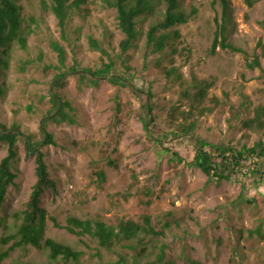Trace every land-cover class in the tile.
<instances>
[{
	"label": "rangeland",
	"instance_id": "obj_1",
	"mask_svg": "<svg viewBox=\"0 0 264 264\" xmlns=\"http://www.w3.org/2000/svg\"><path fill=\"white\" fill-rule=\"evenodd\" d=\"M227 1L228 40L245 49L249 59L257 54L264 69V0L252 4L247 0ZM20 3L31 30L25 48L13 42L9 66L0 76L6 89L0 96V122L10 125L16 121L22 130L41 138L40 124L52 109V92L69 99L71 108L67 111L74 119L46 121L56 142L41 148L56 182L55 190L47 188L41 195L48 215L56 216L62 224L68 215L100 217L116 223L119 219H140L147 213L153 221L159 219L160 227L164 211L171 209L182 219L157 241L167 245L161 264H264V237L247 231L259 224L264 231V184L249 185L246 195L250 203L235 201L241 190L240 180L207 182V175L188 162L194 152L189 140L169 143L183 157L179 160L149 136L141 117L142 98L129 85L108 77L92 84L80 76L83 68H98L112 56L121 74L136 86H142L144 80L149 82L154 115L161 121L173 116L181 120L186 114L189 104L181 89L194 74L210 82L203 102L207 109L195 120V134L238 147L264 140V126L257 129L242 124V118L252 115L256 105L264 106L260 68L248 67L246 56L239 51L217 46L210 52L214 31L222 21L221 0H180L183 9L194 6L196 12L186 22L171 27L179 31L172 40L174 51L169 45L165 52L147 47L151 17L141 19L137 24L141 32L123 54L125 61L116 57L124 33L117 25L114 6L103 0H88L79 8L73 7L61 32L56 16L43 7L41 0ZM90 37L96 38L106 53L94 48ZM53 40L65 49L64 63L51 45ZM164 66H175V74L179 72L181 77L167 76ZM61 72L60 83L52 86L53 78ZM243 100L247 105H242ZM175 106L178 109L173 114ZM17 143L18 175L0 209V216L5 218L0 238L16 230L20 218L14 214L24 208L36 180L33 155L25 154L23 139ZM5 153L6 144L0 142V158ZM97 169L106 173L103 182L96 181ZM145 188H149V194ZM46 224L45 235L83 250L76 264H132V253L126 246L107 250L88 235L56 226L49 217ZM12 242L0 243V248H8ZM120 252L126 254L127 261L120 259ZM2 262L47 264L50 259L46 250L28 244L10 249Z\"/></svg>",
	"mask_w": 264,
	"mask_h": 264
},
{
	"label": "trees",
	"instance_id": "obj_2",
	"mask_svg": "<svg viewBox=\"0 0 264 264\" xmlns=\"http://www.w3.org/2000/svg\"><path fill=\"white\" fill-rule=\"evenodd\" d=\"M87 1L50 0V2H46L41 0L43 7L50 8L56 16L61 32L65 29L70 9L79 8L81 4ZM103 1L116 8L117 25L124 33V37L120 40L121 52L116 56L122 57V61H125L123 54L134 44L141 32V28L137 26L141 19L151 17L146 31L147 47L152 46V51L155 52H165V48L169 45L170 49L174 51L175 47L172 40L179 36V31L177 29L171 30V27L177 23L186 22L196 12L194 6L188 11L183 9L180 0ZM247 1L252 4L256 0ZM221 3L222 21L218 22L214 31L210 52H213L217 46L242 52L246 56L247 66L251 68L258 66L261 71L260 74L264 76V69L260 66L258 55L255 54L249 59L245 49L228 40L225 24L228 16V1L221 0ZM22 9L20 0H0V76L9 66L13 42H17L22 48L26 47L27 35L31 27L28 23L26 24ZM107 38L109 39L108 36ZM51 43L54 50L57 51L60 62L64 63L66 55L64 47L58 40H53ZM90 43L94 48L106 53V49L96 38L90 37ZM258 43L260 44V41ZM157 63L159 62L157 61ZM126 67L129 66L126 65ZM163 69L167 76H171L177 71L175 66H164ZM71 70L74 71L75 67L72 66ZM62 75L64 72L58 73L53 78L52 86L60 83ZM175 75L176 78L181 77L179 72ZM80 76L92 84H96L101 77H108V79L119 84L129 85L142 98L140 104L141 117L149 136L162 145L164 152H170L172 158L176 157L179 160L183 157L179 155L177 150L172 149L169 143L182 139L189 140L194 146V152L188 162L192 166L199 167L207 175V182L219 183L221 180H240L241 190L235 201L250 203L251 199L246 195L249 185L256 187L264 184L263 139H256L251 145L242 144L238 147L229 142L209 141L193 132L195 120L207 109L203 102L207 97L209 81L199 79L192 74L190 82L181 89V95L186 98L189 104L186 114L181 120H176L177 118L173 116L167 120L157 121L154 115L153 95L149 82L144 80L142 86H136L131 78L121 74L120 68L115 65V58L112 56L109 55L108 60L102 61L98 68H83ZM5 91V82L1 80L0 96ZM51 99L53 101L52 109L48 110L47 117L41 120V138H37V134L34 132L22 130L16 121L10 125L0 122V142L6 144V153L0 158V209L9 185L15 183L18 175L16 163L20 155L17 143L19 139H23L25 154L34 157L36 176L24 208L14 214L20 218L16 230L0 238L2 245L13 239L8 248H0V264H8L2 260L9 255L10 249L28 244L47 251L50 259L47 264H76L80 260L83 250L70 243L45 235L48 217L56 226L64 227L70 233L88 235L97 242L98 247L107 250L115 248L116 245L128 247L132 253V264H161L165 260L167 245L157 241L167 228H170L173 223L179 225V220L182 219L171 209L164 211L163 222L160 227H158L159 219L153 221L147 213L143 214L140 219H119L116 223L108 222L100 217L82 218L76 215H68L65 224H62L56 216L48 215L47 209L41 204V195L47 188L55 190L56 182L50 176L45 152L41 148L45 144L56 142L53 133L46 128V121L48 119L74 121L67 111V108H71L69 99L57 92L51 93ZM242 105H247V100H243ZM172 109L171 113L174 114L178 106L172 107ZM192 116L194 117L193 120L190 119ZM242 124L248 128H262L264 126V106L262 104L256 105L252 115H245L242 118ZM94 173L97 182H103L106 179V173L103 169H97ZM145 192L149 194V188H145ZM145 202L149 203L150 199L145 200ZM4 220L5 218L0 216V225L3 224ZM4 227L6 226L4 225ZM247 231L249 235L256 233L260 237H264V231L261 230L260 224L255 228L247 229ZM154 247L157 250L153 252ZM150 253H154V256H151ZM120 255V259L124 262L127 261L126 254L121 253ZM144 258L145 260H142ZM15 264L30 263L17 262Z\"/></svg>",
	"mask_w": 264,
	"mask_h": 264
}]
</instances>
